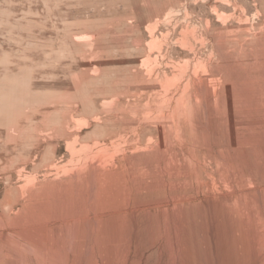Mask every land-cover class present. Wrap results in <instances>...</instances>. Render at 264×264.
<instances>
[{
    "label": "rangeland",
    "instance_id": "1",
    "mask_svg": "<svg viewBox=\"0 0 264 264\" xmlns=\"http://www.w3.org/2000/svg\"><path fill=\"white\" fill-rule=\"evenodd\" d=\"M152 245L264 264V0H0V264Z\"/></svg>",
    "mask_w": 264,
    "mask_h": 264
},
{
    "label": "bare ground",
    "instance_id": "2",
    "mask_svg": "<svg viewBox=\"0 0 264 264\" xmlns=\"http://www.w3.org/2000/svg\"><path fill=\"white\" fill-rule=\"evenodd\" d=\"M204 244V243H203ZM202 246V245H201ZM199 246V247H201ZM154 247V245L150 246L148 248L152 249ZM205 249V248H204ZM157 250L158 256H157V260L155 262L152 261V253ZM202 250V249H201ZM224 250V249H223ZM203 251V250H202ZM204 252V251H203ZM228 252V251H227ZM224 254V253H223ZM206 255V254H205ZM225 256V255H224ZM103 257L105 258V261L108 262V260L111 258L110 254H109V250L107 248V253L103 254ZM151 259L150 264H186V258L182 256V254L179 252V250L175 247L173 248H167L165 246L162 245H156L153 250L151 251V253L149 254H141V255H137V254H133L131 255L128 259L129 262L128 264H144V261H146L147 259ZM213 260V259H212ZM201 262V260H200ZM251 262V261H250ZM206 263V262H205ZM259 263V262H258ZM230 264V263H229Z\"/></svg>",
    "mask_w": 264,
    "mask_h": 264
}]
</instances>
